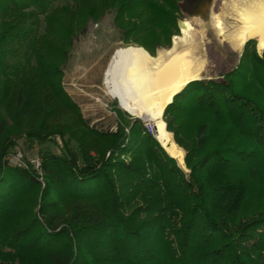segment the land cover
<instances>
[{"label":"trees","instance_id":"1","mask_svg":"<svg viewBox=\"0 0 264 264\" xmlns=\"http://www.w3.org/2000/svg\"><path fill=\"white\" fill-rule=\"evenodd\" d=\"M64 1L0 0V264H264V54L246 43L236 70L166 108L187 175L139 121L90 128L61 83L90 22L114 13L153 55L176 0ZM20 139L61 142L43 182L7 167Z\"/></svg>","mask_w":264,"mask_h":264},{"label":"rangeland","instance_id":"2","mask_svg":"<svg viewBox=\"0 0 264 264\" xmlns=\"http://www.w3.org/2000/svg\"><path fill=\"white\" fill-rule=\"evenodd\" d=\"M176 2L178 6V12L175 17L176 28L173 29L171 35L169 31L165 35L162 32L157 34V38L161 40L162 45L163 41L167 39V46L166 44L164 46L159 45L153 55L148 53L155 57L156 53L161 49L170 50L173 46L172 42L174 38L182 36L180 24L187 21L193 25L196 23L194 25L195 34L201 45L204 43L202 47L205 46L203 50L206 52L205 59L207 58L206 74L200 80H222L224 76L236 70L241 63L246 45L242 47L241 51L233 50L228 44L227 47L226 43L221 42L213 34V29L210 26L211 16L220 12L223 0H176ZM70 3V0L62 2V4ZM196 8L197 10H195ZM87 26L86 35L79 37L74 42L71 59L64 71L61 82L64 91L78 106L80 114L87 124H89L88 126L94 130L102 133L116 134L120 132V129H123L125 134H129L131 127L138 121L149 130L145 122L124 112L117 101L109 98L102 82L104 81L103 74L115 50L127 46L141 48H144V46L140 43H132V41L127 43L123 30L115 22L114 13H107L97 22H90ZM137 38L139 39V37ZM145 38V41L150 45L154 42V39L151 37ZM141 41H144V39H141ZM248 43L250 44L249 50L253 48L259 57L263 56L264 50L259 52L255 41ZM145 50L146 52L148 51L147 49ZM164 122L167 127L166 120ZM181 149L184 151L183 148ZM63 150L61 142L57 139H55V142L44 145L20 139L17 146L5 155V161L10 155H21L28 169H18L34 174L43 182L42 154L49 152L60 155ZM184 153L186 157V152L184 151ZM109 156L110 153H107L105 157L108 158ZM177 166L179 167L178 163ZM7 167L12 168L8 165ZM180 169L187 175L190 173L185 165L184 169Z\"/></svg>","mask_w":264,"mask_h":264},{"label":"bare ground","instance_id":"3","mask_svg":"<svg viewBox=\"0 0 264 264\" xmlns=\"http://www.w3.org/2000/svg\"><path fill=\"white\" fill-rule=\"evenodd\" d=\"M194 25L182 22V36L174 38L170 50L161 49L155 57L137 46L118 48L102 81L109 98L117 101L121 110L145 122L162 150L182 169L185 153L167 130L163 116L176 95L206 74L205 46L198 41ZM210 26L213 34L233 50L241 51L246 43L255 41L262 52L264 0H223L220 12L211 16Z\"/></svg>","mask_w":264,"mask_h":264},{"label":"built area","instance_id":"4","mask_svg":"<svg viewBox=\"0 0 264 264\" xmlns=\"http://www.w3.org/2000/svg\"><path fill=\"white\" fill-rule=\"evenodd\" d=\"M151 131V130H149ZM6 163L8 166L15 168V169H22V168H27V166L24 164L22 156L21 155H10L6 158Z\"/></svg>","mask_w":264,"mask_h":264},{"label":"water","instance_id":"5","mask_svg":"<svg viewBox=\"0 0 264 264\" xmlns=\"http://www.w3.org/2000/svg\"><path fill=\"white\" fill-rule=\"evenodd\" d=\"M150 132H151L152 136L156 139V137H155V135L153 134V132H152V131H150Z\"/></svg>","mask_w":264,"mask_h":264},{"label":"flooded vegetation","instance_id":"6","mask_svg":"<svg viewBox=\"0 0 264 264\" xmlns=\"http://www.w3.org/2000/svg\"><path fill=\"white\" fill-rule=\"evenodd\" d=\"M195 10H197V8Z\"/></svg>","mask_w":264,"mask_h":264}]
</instances>
